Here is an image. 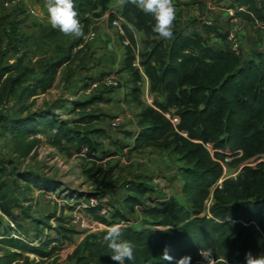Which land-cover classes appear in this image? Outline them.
<instances>
[{"label": "trees", "instance_id": "trees-1", "mask_svg": "<svg viewBox=\"0 0 264 264\" xmlns=\"http://www.w3.org/2000/svg\"><path fill=\"white\" fill-rule=\"evenodd\" d=\"M112 1L75 0L84 30V36L78 39L76 46L88 35L93 18L99 19L111 11ZM180 1L173 0L176 20L170 40L153 32L155 20L151 15L131 3L122 7L129 21L133 15L145 26H151L158 40L143 57L140 68L136 66L132 48L124 45L118 73H129L125 101L141 109L137 115L139 130L135 134L126 133V138L133 144L114 141L112 145L128 147L134 152L156 148L175 155L182 163L179 175L184 201L151 198L156 190L148 180L137 178L125 184L123 200L121 204L111 206L110 219L100 216V207L87 208V211L94 220L106 226L130 221L127 211L141 213V222L135 227L127 226L122 237L135 246V260L126 264H180L186 257H190L187 264H203L200 250L205 255L211 250L216 257L214 264H224L225 258L227 264H245L246 252L264 254V163L256 167L243 166L235 178H228L220 185L223 167L199 142L213 144L216 150H229L235 156L241 151L242 157L235 158L237 165L264 156V40L260 50H252L245 58L231 50L227 34L216 26L194 20L180 31L176 26L189 21L184 19V11L178 7ZM235 2L246 10L237 12L239 18L254 26L256 21L264 23V0ZM112 15L109 18L111 25L116 19ZM211 34L222 38L226 43L224 48L209 45L205 37ZM69 61L70 58L65 56L46 63L40 75L18 94L15 89L22 86L26 76L24 60L20 58L0 70V101L16 96L14 109L18 108L17 112L7 113L9 105L6 103L0 111V124L11 135L17 160L37 156L44 137L49 139L52 148L68 157L74 152L82 154L85 148L96 157L101 153V145L111 139L103 125L104 115L96 107L106 102L105 94L116 88H106L105 92H97L84 101H73L72 108L63 105L69 109L67 112L78 115L69 122L60 120L53 112H28L27 102H34L51 91L61 69ZM141 69L149 80L150 93L163 98V101H154L155 107L145 106L142 101ZM107 74L103 73L102 77ZM7 91L9 95L5 94ZM157 109L173 113L179 117V123L174 125ZM96 137L103 140L98 141ZM215 157L226 160L223 154L216 153ZM7 165L11 166L9 162L0 166V210L9 219L5 222L0 218V264H18L23 259L24 264H48L56 251L73 241L77 231L67 219L50 214L46 220L56 222L54 228L48 227L56 232L55 238L47 234L34 244L18 236L21 230L37 234L42 221L30 217L23 207L14 206L7 191V181H1ZM7 169L12 184L23 188L20 192L25 200L33 190L45 194L59 191L55 183L37 174L19 173L13 166ZM86 174L103 185H107L113 176L100 172L95 177L92 170ZM20 182L24 183L23 187ZM92 197L102 201L98 195ZM15 208L18 214H15ZM82 233L84 236L73 254L77 264H116L103 239L105 231ZM24 255H34L39 260L30 261Z\"/></svg>", "mask_w": 264, "mask_h": 264}, {"label": "rangeland", "instance_id": "rangeland-1", "mask_svg": "<svg viewBox=\"0 0 264 264\" xmlns=\"http://www.w3.org/2000/svg\"><path fill=\"white\" fill-rule=\"evenodd\" d=\"M4 4L5 0H0V70L13 65L20 58L24 60L26 76L23 77L22 86L15 89L18 94L22 88L40 75L46 63L68 56L70 61L61 69L55 87L47 94L38 97L34 102L31 100L27 102L29 113L53 112L57 118L65 122L74 120L78 116L67 112L69 109H66L65 106L72 108L71 103L73 101L90 97L86 94V90L92 82L93 70L99 68H106L107 70L111 65V63L109 65L103 63L108 48L96 49V45L99 43V34L100 37L101 35L103 37L108 30L110 38L114 40L113 42H116L115 49L118 51H120V48L123 51L124 45H129L134 51L136 62L139 65L143 57L153 49L154 42L158 40L152 32L151 26H145L136 17H132L133 15L130 16L131 21H129L124 14L123 6L113 3L115 6L106 13L107 23H104V28L101 29L100 20L93 18L89 32H95L96 38L84 50L76 53L74 49L79 38L65 36L50 26L46 0H23L12 9L6 8ZM200 4L202 3L198 0H191L178 6L179 9L184 10L185 17H189L187 23L176 24L178 30H184L186 25L194 20L200 23L210 18L202 12V9H199V14H197V11L191 10L197 8ZM191 6L195 8L189 9ZM32 10L36 14L32 13ZM112 11H115L116 14L112 15ZM111 15H119L123 19L119 25L122 31L119 30V26L111 25L109 21ZM81 24L83 25L82 22ZM240 28L242 44L246 42V48L250 52L257 48L260 50L257 44H262L264 31L257 26L244 23L240 24ZM102 40L105 41L104 45L106 46L108 39L107 42L106 38ZM141 72L143 75L142 101L144 105L151 106L154 105L156 100L163 101L162 96L150 93L149 80L143 69H141ZM108 74L117 76L121 87L115 90L113 95L115 99L102 112L108 122L113 118H120L121 125L118 129L111 131L108 130L109 124L107 123L105 130L111 136V139H106L108 141L101 145V153H97L96 157L87 148L82 151V154L74 152L71 157H68L52 148L49 139L44 137L37 156L25 161L17 160L13 153L11 135L8 129L0 124V166L3 167V164L8 162L11 164V166H6V172L3 174L1 181H7V191L10 198L14 200V206L23 207L28 210L30 217L42 221L37 234L21 230L20 234L17 233V235L34 244H38L39 240L44 239L47 234L50 238H55L56 232L50 231L48 227L54 228L56 222L51 221L48 223L46 220L50 214H56L67 219L70 226L77 231L73 241L56 251L47 261L48 264H77L73 254L84 236L82 233L84 230L81 223L75 224L72 222L74 217H80L81 222L82 217L86 219L90 216L87 208H92L90 199L94 195H98L104 204L116 205L115 203L119 202L118 198L123 197V193L125 195L124 186L127 182L144 178L156 190L150 195L151 198H175L184 201L181 194L182 180L179 175V168L182 163L178 162L175 155L156 148L134 152L129 151L128 147L112 145L114 141L133 144L132 140L126 138V133L137 129V115L141 109L124 101L122 89H126L125 84L129 80V73L119 74L118 71L108 69ZM105 91L103 90V92ZM5 94L9 95L8 91ZM6 103L9 105L7 113L12 115L17 112L18 108L14 109L16 96L1 100L0 111ZM63 105L65 106L62 107ZM119 135L120 138L117 137ZM95 139L98 141L103 140L99 137ZM110 152H116L117 154L107 155ZM234 162L235 159H232L229 165L226 166V170H223V177H235L239 174L242 164L237 165ZM12 166L17 168L19 173L31 172L55 183L59 191L55 195H50L33 190L29 193L28 200H25L24 195L20 192V189L23 190V188L14 186L12 179L7 176L9 171L7 168ZM88 170H92L95 177H98L100 172L112 173L113 176L107 185H103L101 181H96L86 174ZM20 186L23 187L24 183L20 182ZM69 205L72 206V210H70ZM14 212L18 214V209L15 208ZM136 217L138 216L134 213L129 220L132 223L139 224L141 220ZM0 218H3L5 222H9V219L3 216L1 210ZM92 219L91 221H94ZM28 226L30 229L31 226ZM27 257L30 261L39 260L34 255H24V258ZM24 263L25 260L23 259L18 264Z\"/></svg>", "mask_w": 264, "mask_h": 264}, {"label": "clouds", "instance_id": "clouds-1", "mask_svg": "<svg viewBox=\"0 0 264 264\" xmlns=\"http://www.w3.org/2000/svg\"><path fill=\"white\" fill-rule=\"evenodd\" d=\"M123 6L131 3L146 15H151L154 20L153 32L162 39L173 38L174 22L176 20V9L173 0H118ZM46 8L50 26L58 30L65 36L81 38L84 36L83 26L79 17V12L75 0H46ZM126 225L121 222L106 226L103 239L107 242L111 250L110 258L116 264H126L135 260V246L128 240L123 239ZM203 264H214L216 257L211 250L205 255L200 250ZM190 257L183 258L180 264H187ZM245 264H264V254H253L251 251L245 253ZM224 264H227L225 258Z\"/></svg>", "mask_w": 264, "mask_h": 264}, {"label": "built area", "instance_id": "built-area-1", "mask_svg": "<svg viewBox=\"0 0 264 264\" xmlns=\"http://www.w3.org/2000/svg\"><path fill=\"white\" fill-rule=\"evenodd\" d=\"M23 0H5V4L4 6L6 8H15L16 6H18ZM245 12V8L244 7H237L236 10H229V14L230 17L236 21L237 18V12ZM32 13L36 14L34 12V10H32ZM111 14H116L115 11H112ZM117 19L113 22V24H115V26H119L121 21L123 20L121 17H119V15H116ZM206 25H213V22L210 20H207L205 22ZM256 26L259 27L261 30L264 31V23L263 22H258L256 21ZM119 30L122 31V28L119 26ZM96 38V33L93 31H90L88 33V35L84 38V41L79 45L76 46L74 51L77 53L78 51H82L84 50L87 45L92 42L94 39ZM213 40L215 39V36L212 38ZM227 41L230 43L231 45V50L237 54V55H241L242 54V46H241V39H240V31L239 28L237 26H235L234 28H232L230 31L227 32ZM209 43V42H208ZM210 45V43H209ZM136 66L140 68V65L138 62H136ZM102 74H99L97 76V78L94 79V81L91 82L89 88L86 91V94L88 96H92L97 92L103 91L106 88H119L120 87V80L117 78V76H115L114 74H107L104 77H102ZM153 107H155L154 105H151ZM6 106H3L2 108H5ZM158 111H160L159 109H157ZM168 120H170L174 125H177L180 121L179 117L173 115V113L167 112V113H163L162 111H160ZM109 128L108 130H115L118 129L119 126L121 125V119L120 118H113L111 119L109 122ZM201 143L205 149L210 153V155L212 156V158L216 161H218L222 167L223 170H226V166L229 165V163L231 162L232 159L235 158H240L242 157L243 153L240 151L238 152V156H235L236 154H233L232 152H230L229 150H216L214 148L213 144H204L203 142H199ZM219 153V154H223L226 156V160H220L217 159L215 157V154ZM260 163H264V156H261L259 158H255L253 160H250L248 162H245L241 165V169L243 166H250V167H256L258 164ZM236 177V176H235ZM235 177H223L220 180V183L223 182L224 180L228 179V178H235ZM219 183V184H220ZM222 184V183H221ZM220 184V185H221ZM50 195H55V194H50ZM211 201L208 202V207L210 206ZM90 205L93 208H98L99 209V214L101 217H104L106 219H110L111 214H112V207L103 204V202L95 197H92L90 199ZM76 218V219H75ZM91 216L87 217L85 219V217H82V221L80 222V217H74L73 222L72 223H81V227L84 230V232L86 233H97V232H101V230L103 231V229L106 228V225L103 223H100L99 221H96L94 219V221H91ZM126 227L127 226H132L135 227L136 225H138V223H132V221H124L123 222Z\"/></svg>", "mask_w": 264, "mask_h": 264}, {"label": "crops", "instance_id": "crops-1", "mask_svg": "<svg viewBox=\"0 0 264 264\" xmlns=\"http://www.w3.org/2000/svg\"><path fill=\"white\" fill-rule=\"evenodd\" d=\"M188 1H191V0H181L180 3L184 5V3H187ZM194 1H197V0H194ZM198 1L202 3V4L199 5L200 7L197 6V8H195L194 6H191L189 9L195 8V9H191V10L192 11H197V14H199V9H202V12H204L207 16L210 17L208 20L213 22V25H211V26L218 27L219 29H221L222 33H224V34H227V32L230 31L235 26H237L239 28V31H240L241 30L240 24H242V23H244L246 25L247 24H251L248 21H245V20L239 18L238 16H237L238 19L236 21H234L230 17L229 10H232V9L236 10L237 7H238V5L235 2V0H198ZM113 3H115V5H119L118 0H113L111 8L113 6H115V5H113ZM184 19L185 20H189V17H185V12H184ZM96 20H100L101 21V23H100L101 24V29H103L104 28V26H103L104 23L105 22L107 23V14L103 15L101 18L96 19ZM206 21L207 20H205L203 23L205 24ZM251 25H253V24H251ZM108 33L109 32L107 30V32L105 33V35L103 37H102V35L100 37V34H99V36H98L99 37V41H98L99 43H97V45H96L97 48L96 49L98 50L99 48L101 49L102 47L108 48V50L106 52L107 54H106V56L103 59V63L104 64L107 63L106 65H109V63H111V65H110V67L108 69H112L113 71L115 70L117 72L119 70L120 63H121V60H122L123 55H124V50L122 51L121 48H120V51L115 49L116 42H113L114 40H112L110 38V35ZM214 36H215V39L213 40L212 38ZM242 36H243V33H242ZM104 38H106V42H107V39H108V43L106 44V46L104 45L105 41L102 40ZM205 38L210 43L211 46H217V47L224 48V46L226 44L222 40V38L217 37L215 34H211L210 36H206ZM240 39H241V46H242V54L241 55L243 57L247 58V56L250 54V51L248 50V48H246L247 47L246 42H244L242 44L241 35H240ZM227 43L229 44L228 41H227ZM229 46H230V44H229ZM261 46H262V44H257V47H261ZM253 50H256V49H253ZM108 69L106 70V68L105 69L104 68H99V69L93 70V78L92 79L97 78V76L99 74H101V73L108 72ZM122 74H124V73H122ZM115 90L112 93L105 94L107 101L100 103L96 107V109H99V113L101 112V114H103L102 110H106L108 108V104L113 102V100L115 99V97H113V95L115 94ZM127 90H128L127 88L126 89L125 88L122 89L123 95H124V101L126 99L125 94H126ZM84 100H86V99H83L82 101H84ZM131 105H135V104H131ZM103 115H104L103 116V125L106 126L107 123H108V119L105 118V114H103ZM138 130L139 129L137 127V129L134 130L132 133L135 134ZM111 131H113V130H111ZM117 137L120 138V135L117 136ZM129 144H131V143H129ZM122 196L124 197V193L122 194ZM123 197L118 198L119 202H116L115 204L116 205L121 204V202L123 200ZM134 213L137 214V216H138L136 218L140 219L141 213L138 210H135V212L127 211L126 216L128 217V219H130L131 215H133Z\"/></svg>", "mask_w": 264, "mask_h": 264}]
</instances>
